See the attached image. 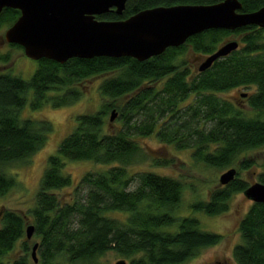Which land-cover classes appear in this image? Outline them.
<instances>
[{"label": "trees", "instance_id": "trees-1", "mask_svg": "<svg viewBox=\"0 0 264 264\" xmlns=\"http://www.w3.org/2000/svg\"><path fill=\"white\" fill-rule=\"evenodd\" d=\"M221 1L128 0L122 15L109 12L97 18L122 20L157 6ZM240 1L244 12L264 6V0ZM18 16V10L5 8L0 28L11 26ZM233 34L241 35L239 49L206 71L193 73L181 59L188 49L208 56ZM10 59V54L0 53V63ZM5 70L0 67V197L17 186L10 167L42 149L53 131L48 118L21 117L29 93H33L32 110L48 102L65 106L80 98L82 82L110 75L99 86L100 109L78 115L74 131L47 159L36 206L29 212L39 239L38 262L30 258L29 242L22 240L27 237V216L5 209L0 218V264L19 241L23 255L11 264H101L111 250L129 264H182L202 248L220 242L222 235L203 230L196 216L176 214L184 193L181 180L151 170L131 171V167L151 159L142 139L152 135L165 145L191 149L194 159L211 167L226 168L235 162L242 169L254 165L242 156L264 149V28L209 29L145 61L99 56L75 57L61 64L44 58L30 80ZM239 87L252 88L246 97L256 115H246L221 96ZM113 109L119 125L107 120ZM68 161L108 167L86 172L75 186L74 197L64 201L57 191L73 185L71 174L65 172ZM258 179L264 183V166ZM134 181L136 187L131 188ZM248 186L236 177L209 201L194 202L192 209L209 215L226 212L233 194ZM240 232L242 242L234 248L236 262L264 264V203L252 204L241 220Z\"/></svg>", "mask_w": 264, "mask_h": 264}, {"label": "rangeland", "instance_id": "rangeland-1", "mask_svg": "<svg viewBox=\"0 0 264 264\" xmlns=\"http://www.w3.org/2000/svg\"><path fill=\"white\" fill-rule=\"evenodd\" d=\"M8 27L3 26L0 28V53L10 54L11 59L9 62L0 63V67L6 69L5 71L7 72L30 80L38 67V61L27 57L23 50L6 42L5 32ZM231 40L240 42L241 35L233 34L225 38L224 42ZM204 57L188 49L181 59L185 60L187 66L195 73ZM109 75L93 77L82 82L78 86L81 91L80 98L65 106L55 107L51 102H48L41 109L32 110L30 102L33 98V93H29L28 104L22 110L21 117L48 118L53 124V131L50 132L48 140L42 149L30 158L10 167L9 172L15 176L17 186L5 196L0 197V211L5 209L18 211L27 216V226L33 224L29 212L36 206V194L41 177L47 167L48 157L57 154L63 139L74 131L78 122V115L92 113L100 109L103 98L99 86L103 78ZM251 92L252 88L239 87L221 96L234 102L246 115L254 116L257 112L249 105L247 97L243 96L244 93L248 95ZM110 115L109 113L107 116L108 121ZM111 123L119 125L117 120ZM142 142L151 152V159L144 163L135 164L131 167V171L151 170L158 174L181 180L184 184V193L176 214L196 216L200 220L203 230L222 235L218 246L202 248L196 256L182 264H217L218 260L222 264H238L234 258V248L242 242L240 223L251 208L253 201L246 198L243 192H236L229 200V209L218 215L193 211L192 204L197 201H209L216 190L225 187L226 185L220 184V177L229 168H236V177L246 180L249 185L259 181L258 175L264 166V149L249 152L242 156L244 161L251 160L254 162V165L249 169H242L240 162H235L230 167L220 168L208 166L204 162L194 159L191 149H178L174 145H165L154 135L143 138ZM161 160L165 162L159 163L158 161ZM107 167V165L96 164L92 161H68L65 172L71 174L73 185L57 191L58 196L64 201L72 199L76 184L86 172H100L106 170ZM135 187L136 181L133 182L131 188ZM1 225L0 220V227ZM22 240L29 242L31 251L34 244L39 242L35 234L31 239L25 236ZM21 255H23V252L19 241L14 250L3 258L4 264H11L15 258ZM30 258L32 259L31 255ZM121 258L123 257L116 251L111 250L100 259V263L113 264Z\"/></svg>", "mask_w": 264, "mask_h": 264}, {"label": "water", "instance_id": "water-1", "mask_svg": "<svg viewBox=\"0 0 264 264\" xmlns=\"http://www.w3.org/2000/svg\"><path fill=\"white\" fill-rule=\"evenodd\" d=\"M128 0H0L4 8L18 9L20 17L5 32L7 43L24 48L27 57L44 58L64 64L72 58L132 57L145 61L161 55L170 47H179L187 40L209 29L235 31L255 25L264 28V6L252 12L242 11L240 0H223L216 4H178L142 10L122 20L97 18L115 11L122 15ZM240 42L223 43L205 56L198 66L200 72L211 68L220 58L239 49ZM243 96H247L246 93ZM113 109L110 121L117 119ZM237 175L232 167L220 177V184H230ZM253 203H264V183L250 184L243 192ZM3 211H0V218ZM35 225L29 224L26 235L31 239ZM39 242L32 247L38 262ZM113 264H129L126 258Z\"/></svg>", "mask_w": 264, "mask_h": 264}, {"label": "flooded vegetation", "instance_id": "flooded-vegetation-1", "mask_svg": "<svg viewBox=\"0 0 264 264\" xmlns=\"http://www.w3.org/2000/svg\"><path fill=\"white\" fill-rule=\"evenodd\" d=\"M5 9V8H4ZM16 10H18V9H16ZM19 11V16L18 17H20V15H21V11L20 10H18ZM113 12H115V11H113ZM9 44H12V43H9ZM18 45V44H17ZM19 47H20V49L21 50H23V52L25 53V51H24V48L21 46V45H18ZM40 61V60H39ZM219 245V243H217V244H215V245H213V246H218ZM210 247V246H209ZM217 264H222L219 260L217 261Z\"/></svg>", "mask_w": 264, "mask_h": 264}]
</instances>
